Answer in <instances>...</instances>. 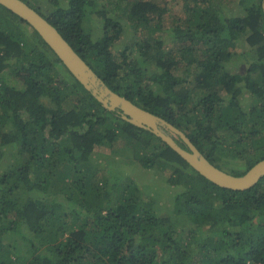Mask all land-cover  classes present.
<instances>
[{"label": "trees", "instance_id": "trees-1", "mask_svg": "<svg viewBox=\"0 0 264 264\" xmlns=\"http://www.w3.org/2000/svg\"><path fill=\"white\" fill-rule=\"evenodd\" d=\"M23 1L111 90L180 129L216 167L242 175L264 158L262 0H183L167 51L165 3ZM95 18L101 33L92 38ZM244 36L249 49L237 54ZM117 142L143 169L166 173L170 201L102 170L108 154L96 147ZM229 158L246 170L225 169ZM165 212L192 224L185 236ZM0 264H264V175L244 190L207 180L151 131L104 108L0 5Z\"/></svg>", "mask_w": 264, "mask_h": 264}, {"label": "water", "instance_id": "water-1", "mask_svg": "<svg viewBox=\"0 0 264 264\" xmlns=\"http://www.w3.org/2000/svg\"><path fill=\"white\" fill-rule=\"evenodd\" d=\"M0 5L32 27L67 70L104 108L118 110L123 120L151 131L207 180L222 188L244 190L252 187L264 175V158L255 162L242 175H233L216 167L180 129L111 90L58 30L28 3L23 0H0ZM262 9L264 12V0ZM177 138L181 139L186 148L176 141Z\"/></svg>", "mask_w": 264, "mask_h": 264}, {"label": "rangeland", "instance_id": "rangeland-1", "mask_svg": "<svg viewBox=\"0 0 264 264\" xmlns=\"http://www.w3.org/2000/svg\"><path fill=\"white\" fill-rule=\"evenodd\" d=\"M160 3L167 4L166 10L161 13L163 14L162 19L160 21V28L161 31H159V34L162 37V40L164 41V49L165 51L168 50L169 43L165 41H169V33L168 31L171 29V26L173 25V21L175 19H179L183 17V11H182V4L183 0H156ZM238 2V0H235V4ZM230 4V6L235 4ZM231 9V8H230ZM230 9L225 10V15L229 13ZM92 22L90 23L92 25V38L97 37L101 33L100 28V20L98 18L91 19ZM87 23V22H85ZM87 29H89L88 24L86 25ZM91 30V29H90ZM29 31H31L29 29ZM158 34V32L154 33ZM244 38L240 39L236 46V52L237 54H240L246 49H249V46L247 45V42ZM147 67H149V70H156L155 67V61L153 59H150L149 62H147ZM182 71V70H180ZM188 76L192 79L195 76V70L192 69ZM193 86V85H191ZM191 86H184L181 84V88L179 89H186L187 87ZM247 99H244V102L247 103ZM170 133V132H169ZM170 135H172L170 133ZM118 144L115 146V148H112L109 144H102L99 147H96L95 151L108 154V156L101 160V166L105 173H116L118 175L120 181L122 183H127L129 181H133L136 184H138L141 189L143 190L142 194L146 197L151 198H159V201L162 202H168L170 201V193L171 189L169 187H165V176L166 173L161 172L159 170H147L143 169L139 163L134 161L131 157L127 156L128 152L127 149L124 147L122 142H117ZM222 166H224L225 169L231 170V171H245L246 170V164L244 161L239 159H225ZM156 183V185H154ZM163 215L169 216L170 214L164 213ZM170 217L173 219L175 226L179 232H184L183 236H185L186 231L189 227L192 226L189 222L185 220V218H180L176 216L170 215ZM205 229V228H204ZM9 238V241L14 245V251L17 252V250L20 248L22 249V242L17 240L14 242L15 236L11 235Z\"/></svg>", "mask_w": 264, "mask_h": 264}, {"label": "flooded vegetation", "instance_id": "flooded-vegetation-1", "mask_svg": "<svg viewBox=\"0 0 264 264\" xmlns=\"http://www.w3.org/2000/svg\"><path fill=\"white\" fill-rule=\"evenodd\" d=\"M111 111V110H110ZM118 113H120V111H118ZM120 116H121V114H120Z\"/></svg>", "mask_w": 264, "mask_h": 264}]
</instances>
